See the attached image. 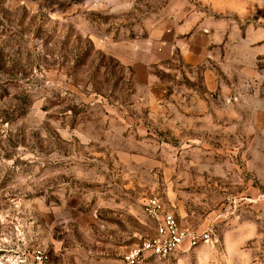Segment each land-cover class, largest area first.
I'll list each match as a JSON object with an SVG mask.
<instances>
[{
	"label": "rangeland",
	"instance_id": "obj_1",
	"mask_svg": "<svg viewBox=\"0 0 264 264\" xmlns=\"http://www.w3.org/2000/svg\"><path fill=\"white\" fill-rule=\"evenodd\" d=\"M154 199L216 241L165 264H264V0H0V264H125Z\"/></svg>",
	"mask_w": 264,
	"mask_h": 264
},
{
	"label": "built area",
	"instance_id": "obj_2",
	"mask_svg": "<svg viewBox=\"0 0 264 264\" xmlns=\"http://www.w3.org/2000/svg\"><path fill=\"white\" fill-rule=\"evenodd\" d=\"M143 210L156 223V233L133 247L125 256V264L167 261L176 254L216 244L215 236L209 230L195 232L183 228L175 214L160 200L149 201Z\"/></svg>",
	"mask_w": 264,
	"mask_h": 264
},
{
	"label": "crops",
	"instance_id": "obj_3",
	"mask_svg": "<svg viewBox=\"0 0 264 264\" xmlns=\"http://www.w3.org/2000/svg\"><path fill=\"white\" fill-rule=\"evenodd\" d=\"M197 249V248H196ZM196 249H194V250H196ZM194 250H192V251H194ZM191 251H189V252H182V253H179V254H176V255H186V254H189ZM176 255H174V256H176ZM195 255V259H197L196 261H197V264H199V252L198 253H195L194 254ZM174 256L172 257V258H170L169 260H167V261H160V260H153L152 262H154V263H156V264H165V263H170V262H174L173 260L176 258H174ZM182 257V260H180V262H187V259L186 258H188L187 256H181Z\"/></svg>",
	"mask_w": 264,
	"mask_h": 264
}]
</instances>
